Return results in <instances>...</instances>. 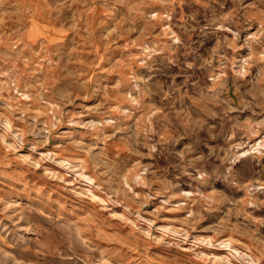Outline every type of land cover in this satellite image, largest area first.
<instances>
[{"label": "rangeland", "instance_id": "obj_1", "mask_svg": "<svg viewBox=\"0 0 264 264\" xmlns=\"http://www.w3.org/2000/svg\"><path fill=\"white\" fill-rule=\"evenodd\" d=\"M0 264H264V0H0Z\"/></svg>", "mask_w": 264, "mask_h": 264}]
</instances>
